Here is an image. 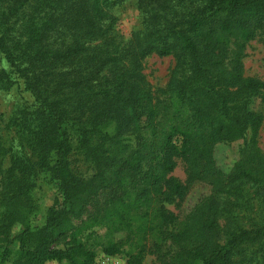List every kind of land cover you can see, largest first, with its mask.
Here are the masks:
<instances>
[{
	"label": "trees",
	"instance_id": "1",
	"mask_svg": "<svg viewBox=\"0 0 264 264\" xmlns=\"http://www.w3.org/2000/svg\"><path fill=\"white\" fill-rule=\"evenodd\" d=\"M124 1L0 0V60L9 64L0 75L34 96L8 123L19 145L14 194L48 173L62 202L15 264H90L99 248L142 264L168 246L167 264H236L238 236L221 237L228 194L250 186L264 195V115L250 106L264 81L242 65L247 44L264 41V0H134L138 25L127 38L118 26ZM152 54L175 60L161 88L144 71ZM238 141L224 170L216 148ZM73 152L87 172L74 170ZM179 159L187 183L172 175ZM195 182L211 190L180 217L168 205L182 203ZM104 188L114 193L83 219ZM65 238L72 246L55 248Z\"/></svg>",
	"mask_w": 264,
	"mask_h": 264
},
{
	"label": "rangeland",
	"instance_id": "2",
	"mask_svg": "<svg viewBox=\"0 0 264 264\" xmlns=\"http://www.w3.org/2000/svg\"><path fill=\"white\" fill-rule=\"evenodd\" d=\"M119 30L127 38L134 27L138 25L139 11L134 0L124 1L118 9ZM2 69L9 70V64L1 59ZM175 65L172 56L152 54L144 62L145 73L155 88H161L169 80L170 73ZM246 75L264 81V41L257 37L250 41L242 59ZM6 77L0 75V264H15L19 252L27 250L32 245L31 234L41 227L51 225L50 209L57 205L59 182L48 173H39L37 185L25 191L23 196L15 195L12 172L13 154L18 151V139L15 127H8L17 116V111L34 101L31 91L22 84L6 82ZM256 112L264 115V92L258 94L250 104ZM240 141L231 144H219L215 156L218 165L229 170L238 158ZM259 145L264 149V121L259 136ZM5 149V151H4ZM75 153V152H73ZM72 157L73 168L79 174L87 172L86 166L77 159L78 154ZM3 161V162H2ZM172 175L182 183H187L188 173L186 163L179 159ZM28 184V183H26ZM211 186L203 182H195L187 198L180 204L178 201L168 205L180 217L196 204L204 195L208 194ZM114 193L112 188H104L93 195L86 207L83 219L95 212ZM227 211L221 219V237L223 241L230 236H238V244L233 248V259L236 264H264V195L256 187L248 186L245 191L237 195L228 194ZM15 196V198H13ZM57 203V204H56ZM79 224L80 220L74 219ZM235 230L232 233L229 230ZM99 232L102 230L98 228ZM90 231L83 233L80 239L85 240ZM232 238V237H231ZM31 239V240H30ZM70 239L65 238L55 243V248L65 249L72 246ZM171 252L174 246H168ZM168 248L162 253L148 252L142 264H167ZM129 257L126 252L107 254L100 248L96 250L90 264H127ZM45 264H70L65 258L62 260L49 259Z\"/></svg>",
	"mask_w": 264,
	"mask_h": 264
}]
</instances>
